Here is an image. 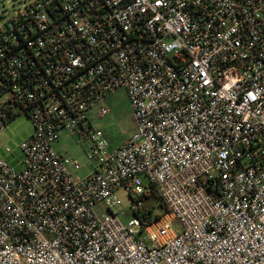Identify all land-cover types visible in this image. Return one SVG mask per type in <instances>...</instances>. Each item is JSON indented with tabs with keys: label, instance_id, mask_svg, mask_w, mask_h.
Wrapping results in <instances>:
<instances>
[{
	"label": "built area",
	"instance_id": "2783aa9c",
	"mask_svg": "<svg viewBox=\"0 0 264 264\" xmlns=\"http://www.w3.org/2000/svg\"><path fill=\"white\" fill-rule=\"evenodd\" d=\"M119 90L134 127L112 145L92 121ZM21 114L0 264H264V0H32L0 27V128Z\"/></svg>",
	"mask_w": 264,
	"mask_h": 264
},
{
	"label": "rangeland",
	"instance_id": "374dc122",
	"mask_svg": "<svg viewBox=\"0 0 264 264\" xmlns=\"http://www.w3.org/2000/svg\"><path fill=\"white\" fill-rule=\"evenodd\" d=\"M32 0H0V27H2L22 7L28 5ZM110 113L102 118H93V127L103 132L104 136L112 145L122 143L133 133V121L129 100L124 90L112 94L105 101ZM30 120L23 114L16 116L12 121L0 128V160H5L15 169L22 168V151L20 144L32 134ZM54 150L58 154L68 155L79 161L82 169L78 172L80 176L89 172L91 161L87 158L88 146L85 141H80L76 133L66 131L60 132L59 139L54 144ZM119 204L114 210L123 214L122 220L130 218L127 208L131 200L123 191L117 192ZM146 207L151 208L153 213H161L157 206L155 197L150 196L143 201ZM102 206H97L96 212L103 213ZM175 228L177 224L171 223Z\"/></svg>",
	"mask_w": 264,
	"mask_h": 264
},
{
	"label": "trees",
	"instance_id": "16d2710c",
	"mask_svg": "<svg viewBox=\"0 0 264 264\" xmlns=\"http://www.w3.org/2000/svg\"><path fill=\"white\" fill-rule=\"evenodd\" d=\"M150 196H153L156 198L157 206L161 210V213H153L151 208L146 207L143 203L142 208L140 210V213H141V216L143 217V219L145 220L146 223H150L151 221H153V219L152 218H144L145 215H154V219H157L160 216L167 214V209H166L164 203L162 202V200L160 199V197L158 196V194L154 190H151L148 194L144 195L143 201H144V199H146Z\"/></svg>",
	"mask_w": 264,
	"mask_h": 264
}]
</instances>
